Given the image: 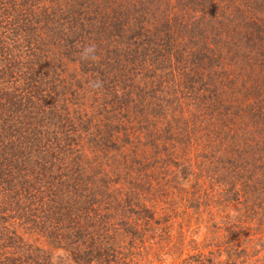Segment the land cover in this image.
<instances>
[{
    "label": "trees",
    "instance_id": "1",
    "mask_svg": "<svg viewBox=\"0 0 264 264\" xmlns=\"http://www.w3.org/2000/svg\"><path fill=\"white\" fill-rule=\"evenodd\" d=\"M196 124L201 162L177 179L242 207L219 241L237 264L240 225L264 222V0H0V264H118V235L153 216L138 147Z\"/></svg>",
    "mask_w": 264,
    "mask_h": 264
},
{
    "label": "rangeland",
    "instance_id": "2",
    "mask_svg": "<svg viewBox=\"0 0 264 264\" xmlns=\"http://www.w3.org/2000/svg\"><path fill=\"white\" fill-rule=\"evenodd\" d=\"M74 66V64L69 65V70L74 71ZM187 104L184 105V109L188 108ZM228 117L226 121L234 118ZM196 127V133L191 134L189 142L183 137L185 141L183 145L173 146L167 143L168 145L165 146L159 142L156 143V147L150 144L138 147V152H141L142 148L145 150L144 162L147 165L144 166L142 172H139L137 181L131 183V186L135 189L146 186L142 187L140 203L149 204L153 216L148 224L150 226L144 230L142 239L132 238L133 242H130L127 234L118 235L117 255L115 256L118 264H236L226 255L219 241L222 237L227 242V230L224 228L239 227L240 221L237 220L242 213V207H236L235 203L215 199L212 192L216 189L218 182L209 181L205 173H199L196 177L190 176V183L186 189H183V183L177 179L182 175V169L190 171V166L198 169L201 162V159L196 162L195 160L204 139L197 124ZM151 130L154 136L156 128L152 126ZM219 135L222 134L219 133ZM154 139L158 142L156 138ZM203 149L206 150L205 146ZM136 155L139 157L138 153ZM217 155L218 153L215 156ZM176 159L184 168H179L174 177V174L168 173L171 172L168 166H172L173 160ZM195 172L199 171L194 170ZM257 174L256 179H260L258 186L260 197H264L263 178L260 172ZM182 192H189V197L198 198L200 202H202L201 198H205L204 201L216 203L212 202V206H202L198 210L189 209L184 205ZM244 221H248V225L247 223L240 225L243 229L238 232L243 233L246 228V241L241 240L239 243H247L245 247L247 254L237 258V264H252L253 259H256L255 264H263L264 222L257 224L250 219ZM250 251L253 252L251 256H249ZM62 259L64 260L65 257Z\"/></svg>",
    "mask_w": 264,
    "mask_h": 264
},
{
    "label": "clouds",
    "instance_id": "3",
    "mask_svg": "<svg viewBox=\"0 0 264 264\" xmlns=\"http://www.w3.org/2000/svg\"><path fill=\"white\" fill-rule=\"evenodd\" d=\"M84 53H85V56H88L90 54H94L95 53V46L92 45V46H88L84 49Z\"/></svg>",
    "mask_w": 264,
    "mask_h": 264
}]
</instances>
